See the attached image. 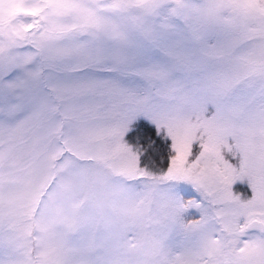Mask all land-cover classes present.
<instances>
[{
    "label": "snow or ice",
    "instance_id": "6c2138e0",
    "mask_svg": "<svg viewBox=\"0 0 264 264\" xmlns=\"http://www.w3.org/2000/svg\"><path fill=\"white\" fill-rule=\"evenodd\" d=\"M0 264H264V0H0Z\"/></svg>",
    "mask_w": 264,
    "mask_h": 264
}]
</instances>
